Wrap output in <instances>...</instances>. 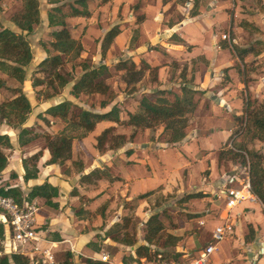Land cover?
Returning <instances> with one entry per match:
<instances>
[{"label":"rangeland","instance_id":"374dc122","mask_svg":"<svg viewBox=\"0 0 264 264\" xmlns=\"http://www.w3.org/2000/svg\"><path fill=\"white\" fill-rule=\"evenodd\" d=\"M89 1L92 2V7H95L94 17L92 16L91 20H83L82 17L67 19L70 33L74 38L80 39L83 51L77 60L68 61L61 68V72L70 73L72 79L49 100L43 98V91H51V89L45 86L34 89L31 87V80L36 65L46 56L43 45L48 46L51 40V29L40 24L34 33L27 36L33 51V59L26 68V80L21 87L32 106V111L24 126L31 128L39 136L29 144L20 146L17 142L19 128H12L0 122V134H7L19 150L17 156H13L16 148L11 146L3 149L8 164L0 173V186L6 183L18 185L20 180L10 179L9 176L12 171L18 175L21 159L37 151L43 154V151L47 150L43 135L54 136L63 129L64 123L59 118L45 114L47 107L69 100L74 104V111L87 109L105 112L116 105L120 110V122L99 121L94 130L85 137V146L78 145L77 139L72 141V145H75L72 146L74 156L71 154L70 160L65 164L69 172L64 174L72 179L70 195L73 190L79 194L78 187L74 185L77 182L83 193L79 194L77 204L73 207V210L78 211L82 218L75 216V221L72 223L64 220L69 229L71 228L66 232L68 235L66 238L70 236L72 242L76 243V249L82 253V255H73L72 264H82L86 257L101 261L100 257L104 253L108 254L110 259V262H104L105 264H122L123 256L134 254L135 247L146 244L143 240L144 223L149 216L157 212L163 221L161 241H164L167 235H176L180 237V241L174 247L152 245L151 250L158 251L160 253L158 255L164 259H173L174 251L182 253L183 256L180 259H188L195 256V252L206 245L213 229L209 231V228L219 224L225 216L224 202L218 195L223 185V176L233 169L234 171L239 169L238 164L228 159L226 153L219 161V151L226 152L229 148L228 144L232 142L234 149L243 145L248 150L264 155V141L252 138L245 124H240L234 119V115L243 114L246 102H250L252 107H257L264 102V0H199L196 9H201L204 15L197 21L188 19L189 16L192 17L193 0L187 2L173 0L166 5V8H160L165 9L163 16L158 14L159 5L156 0ZM165 2L166 0H163L162 3ZM21 6L22 0H0V25L17 31L11 22V16L19 11ZM146 8L150 14L148 24L151 29L141 34L142 22L146 20ZM40 9L41 16L44 17V10L47 8L45 9V5L42 4ZM210 9L212 13L206 15L211 11ZM130 13L133 15L130 16ZM154 15L157 18L153 19ZM183 16L184 19H181ZM124 19L127 21L124 24L128 26L125 27L126 33H123L124 35L116 41L117 35L105 54H102L101 44L105 33L112 26L117 25L115 24L117 20ZM178 20L179 22L183 20L179 29L191 35L193 40H198L200 48L211 53L212 43L219 45L217 49H214L219 56L213 57L217 61V67L211 69L209 61H206L203 56H195L198 52L194 55L195 57L189 59H185L188 56L182 55L174 58L169 54L171 52H166L167 44L176 41L171 33L174 26L169 27V24ZM197 22L202 27H198ZM235 47L252 50L240 58ZM121 60L133 61L136 69H143L142 76L137 82L126 83L125 71L117 68ZM81 61L94 67L101 63L108 66L109 75L106 82L114 98L105 107H101L100 103L106 100V96L81 94L76 98L71 95L72 84L81 74L78 66ZM146 64L149 68H146ZM196 72L201 77L197 83L193 80ZM210 74L212 78L216 77L214 81L218 85L210 81ZM37 76L42 75L37 74ZM184 83L190 88L195 87L204 91L202 90L203 93L198 95L199 103L195 112L187 114L186 136L183 142L167 143L168 136L160 125L154 128L134 129L124 123L128 119V114L138 109L141 97L147 95L154 98L159 89L179 91V87ZM223 84L229 85L228 90L216 91L215 87ZM17 86L19 84L14 79L0 72V103L11 99L14 96L11 89ZM42 116L46 117V121L42 120ZM208 121H211L210 125H207ZM241 126L240 134L230 140V129L234 132ZM103 127L113 128L108 137L124 133L126 143L117 149H108L106 144V150L103 153L99 152L95 148V138L105 129ZM204 128L208 129L209 134L201 137L203 141H200V146L207 153L214 152V157L211 159L215 163V168L212 171L206 169L202 172L197 169V166H192L194 145L185 147L187 144L184 142L185 139L193 140V134L197 129ZM132 134L133 137L130 138ZM179 146L181 149L183 146L187 153L183 157H186L187 161L190 158L186 168L179 165L183 161V157L178 155V153L182 154ZM109 150L115 154L110 158L112 159L111 168L107 171L109 176L115 177L111 181L109 176L102 179V185L97 181L81 183L76 175L81 167L79 164L83 166L81 175L95 168H106L101 157L109 158V155H104L106 152L110 153ZM97 156L100 158H96ZM82 162L85 164L83 165ZM149 162L153 167L150 168L146 164ZM154 168L156 174L152 172ZM122 178L128 179L130 186L126 188ZM112 181L116 182V188L112 189L109 186ZM194 192L203 193L204 197L181 201L182 197ZM143 193L147 195L140 197ZM79 197H81L80 200ZM35 204L38 208L36 216L38 229L43 231V237L50 239L53 232L47 233L48 224L45 223L44 218L50 216L54 218V228H57L58 223L60 220L62 222L65 216L59 207L50 208L44 205L41 199L35 201ZM243 205L251 208V213L247 212L246 208L243 209L240 228H236L233 234L227 235L225 240L218 244L215 253L211 255L210 264H264V253H259L262 243L259 239L264 240V207L258 201L245 200L234 213L241 210ZM194 214H199L200 217H192ZM126 220V228L120 231H126L129 237H134L135 246L120 244L105 237L106 231L113 224H123ZM201 220H204V224H200ZM248 223H252L254 227L260 225L261 228L259 235L255 234V237L253 235L255 239L253 241L245 238L248 233ZM5 233L7 235L6 227ZM38 243H33L26 249L30 255L29 264H49L43 262L45 247L42 242L39 243L38 249H34L33 246H37ZM67 247H70L69 243L59 245L56 250L53 248L52 264L61 262L65 258V252L69 249ZM93 247L99 248V251L95 252ZM0 249L10 254L5 236L4 240H0Z\"/></svg>","mask_w":264,"mask_h":264},{"label":"trees","instance_id":"16d2710c","mask_svg":"<svg viewBox=\"0 0 264 264\" xmlns=\"http://www.w3.org/2000/svg\"><path fill=\"white\" fill-rule=\"evenodd\" d=\"M89 0H46L49 7L46 9L47 27L51 29L48 46L44 44L43 50L46 56L36 65L34 74L31 80V87L38 88L45 86L51 91H43V98L49 100L53 98L59 91L65 87L72 79L70 73L63 74L61 68L66 62H73L80 57L83 51V45L80 39L74 38L69 30L67 19L70 17H90L91 12L88 8ZM109 0H103L107 2ZM193 11L191 16L198 14L199 0H193ZM11 22L17 28V31L12 28L0 25V72L14 79L19 86L12 88L14 96L0 103V122H4L7 126L12 128H19L17 135V142L20 146H25L35 140L39 135L34 133L31 128L25 127L32 106L22 90V85L26 80V68L30 65L33 59V51L27 39V36L34 33L36 28L42 24L40 2L38 0H22L21 9L11 16ZM171 22L169 26H173ZM118 25L112 26L104 35L101 51H105L111 46L115 37L120 33ZM174 37V35H173ZM176 41H182L175 38ZM240 58L251 51V48L239 49ZM81 74L74 81L71 87V95L78 98L81 94H100L106 96V100L101 101V107H105L113 100V95L106 79L109 75V68L107 65L101 63L98 66H91L85 61L78 64ZM146 68L149 66L146 64ZM117 68L125 71L126 83H135L142 76V68L136 69L133 61L127 62L121 60L117 64ZM226 70V69H225ZM41 74L42 76H37ZM40 92V90H39ZM157 96L150 98L143 96L139 100L138 109L128 114V119L124 122L126 125L134 129L154 128L158 125L162 126L163 132L168 136L167 143L174 144L182 141L186 136L187 128V114L194 113L199 103L198 95L203 92L188 87L185 83L179 87V91H172L166 89L157 90ZM243 114L235 115V121L240 124H245L247 132L252 138L264 141V102L257 107H252L250 102L245 103ZM74 104L69 100H64L50 105L44 111L45 114L59 118L63 123V129L54 136L45 134V148L49 152V159L46 164H57L62 167L63 173H68L69 169L65 164L71 158L72 141L82 140L88 133L94 130L96 124L101 120H108L111 122H120V110L116 105L105 112L90 111L87 109L73 110ZM42 120L46 121V117L42 116ZM112 127H106L100 134L96 136L95 148L99 152L108 149H117L126 143L124 134H117L108 137ZM242 126L236 129L230 135V140L240 134ZM133 137V134L130 138ZM11 143L7 134H0V173L7 167V156L3 152L4 148H10ZM130 152V151H128ZM226 153L228 159L235 161L238 165L245 167L249 165V177L252 193L258 198L264 207V155L257 151L248 150L245 146L240 145L238 149L228 148L225 151H219V161ZM42 155L41 151L32 153L31 155L21 159V167L23 170L22 179L27 182L35 179L38 176L39 168L38 161ZM79 164V163H75ZM79 169L82 165L79 164ZM106 168H95L87 174L81 175L79 181L81 183H95L97 180L106 178L109 173ZM10 179L17 178V174L12 171ZM109 179H112L109 176ZM0 194L9 196L14 201L22 205L24 203H31L36 199H41L44 205L57 209L58 202L55 199L59 196V188L44 181L41 184H35L29 187L28 191L24 193L19 186L10 185L8 183L0 186ZM71 195L79 196L77 191H71ZM147 193H143L140 197H144ZM204 197L203 193L194 192L181 198V201L189 200L191 198ZM81 197H79L80 200ZM78 218L81 215L78 211H74ZM192 217H200L199 214H194ZM127 220L123 224H113L105 234V237L112 241L124 244L127 246H135L136 240L134 237H129L126 231L120 229L126 228ZM119 228V229H115ZM163 221L160 214L157 212L148 217L144 223L143 240L145 245H138L135 247V252L132 255L123 256L122 264H141L144 261L152 262L160 254L158 251H152V245L176 246L180 241V237L176 235H167L162 240ZM256 231L251 223L248 224V233L245 238L248 241L255 240ZM5 225L0 221V240H4ZM52 240H61L57 233H53ZM91 244V243H90ZM95 252L99 248L93 247ZM162 253V252H161ZM182 253L173 252V259L179 260ZM164 259V258H163ZM73 254L70 251L65 252V258L60 264H72ZM0 264H29V257L18 253L5 254L0 257ZM82 264H105L104 262L84 258Z\"/></svg>","mask_w":264,"mask_h":264},{"label":"crops","instance_id":"0c3cea01","mask_svg":"<svg viewBox=\"0 0 264 264\" xmlns=\"http://www.w3.org/2000/svg\"><path fill=\"white\" fill-rule=\"evenodd\" d=\"M39 2H40V6L42 5V4H44L45 5V9L46 8H48L49 7V5L46 3V0H38ZM113 2H115V0H112ZM123 0H121V2H122ZM157 2H158V4L157 5H159V9H158V14L159 15H162L163 16V14H164V10L165 9H160V8H166V5L167 4H169V3H171L173 0H166V2L165 3H162L163 2V0H156ZM186 2L187 1H189V0H185ZM101 6V5H100ZM99 6V7H100ZM99 7H98V9H99ZM88 8H89V10H90V12H91V15H90V18H82L83 20H91L92 18V16L94 17V13H93V11H94V8L95 7H92V2L91 1H88ZM100 10V9H99ZM198 10V14H196L195 16H192V17H188V19L189 20H194V21H197L201 16H203L204 15V13L202 12V10L201 9H197ZM211 11L209 12V13H205L206 15H208V14H211L212 13V9H210ZM98 11V10H97ZM97 11H95V12H97ZM145 11H143V14H145L144 13ZM131 15H133L132 13H130V16ZM145 17H146V20H144L143 22H142V24L143 25H141V27H142V30H141V34H143L144 32H145V30H147V29H151V27H150V24H148V22H149V18H150V14L148 13V11H147V8H146V15H145ZM41 18H42V25H44V26H46L47 27V22H46V10H44V17H42L41 16ZM76 18V17H75ZM155 18H157L155 15H154V17H153V19H155ZM163 18V17H162ZM181 19H184V16L181 18ZM180 20H178V21H175V23H174V27L173 26H171V27H173L172 29H171V33L174 35V37L176 38H179V39H181L182 41H173V42H170V43H168L167 45H168V50H166V52H171V53H169V54H171L174 58H179V56H188V58L187 57H185V59H189V58H193V57H195V56H199V55H201V56H203V58L206 60V61H209V65H210V68L211 69H214V67H217V61H215L214 60V56L216 55V57L217 56H219V55H217V53H215L216 51L214 50L215 48L217 49V47H219V45H217L215 42H213L212 43V46H213V49L211 50V53H210V51H207V50H204L202 47L200 48L199 46H198V40H193L192 38V36L190 35L189 36V34H187L186 32H183V31H181L182 29H179L180 28V25H181V22L183 21H181V22H179ZM127 21H125V19L124 20H117L116 21V23L115 24H120V26H119V28H120V33L118 34V36L116 37V41L119 39V38H121V36H123L125 33H126V28L125 27H128V26H126L124 23H126ZM179 22V24H177L176 25V23H178ZM130 24V23H129ZM197 25H198V27H202L201 25H199V22H197ZM170 27V26H169ZM124 33V34H123ZM173 51H175V53L173 52ZM178 52H180V53H178ZM196 52H198V54H196ZM218 53H219V51H218ZM196 54V55H195ZM195 55V56H194ZM211 75V74H210ZM201 77L199 76V74H198V72H196V75H194V81L197 83L198 81H199V79H200ZM216 79V77L215 76H213V78H212V75H211V79H210V81L211 82H214L213 84L214 85H218L217 83H215V80ZM209 81V82H210ZM202 82V81H201ZM229 83V82H228ZM207 84H209V83H207ZM206 86H208V85H206ZM229 85L228 84H223V85H219V86H216L215 88H216V91H218V92H222V91H224V90H228V87ZM218 87V88H217ZM194 89H197V90H199V91H201V92H203L204 90L203 89H199V88H195L194 87ZM203 90V91H202ZM225 100V99H224ZM235 116V115H234ZM212 121H213V119H212ZM211 122V121H210ZM210 122L208 121V123H207V125H210ZM233 123V122H232ZM103 128H106V127H103ZM230 133H232L231 132V129H230ZM100 134V133H99ZM122 134H124V133H122ZM209 134V131H208V129H206V128H204V129H197V131L193 134V140H190V141H187V139H185V144H187L185 147H189V146H192V145H194V148H193V150H194V152H193V167H195V166H197V169L199 170V171H204V170H210V171H212L214 168H215V163H213V161H212V159L211 158H213L214 157V152H210V153H207L206 152V150L205 149H201L202 148V146H200V141L203 139V138H201L202 136H205V135H208ZM98 135V134H97ZM96 135V136H97ZM231 135V134H230ZM84 139H85V137L82 139V140H76L78 143V145L80 144L81 146H85V143H84ZM16 140V139H15ZM74 141V140H73ZM197 141V142H196ZM203 141V140H202ZM181 142H183V141H181ZM10 143H11V146L12 147H14V151H13V156H17V154H18V151L19 150H17L18 149V146H16L12 141H10ZM182 144V143H181ZM229 145V144H228ZM73 147L75 146L74 144L72 145ZM180 147V152H181V150H182V154L181 153H178V155L179 156H181V157H183V155L186 153V151H185V149L183 148V146H182V149H181V146H179ZM205 151L204 153H201L200 151ZM108 151V150H107ZM110 151V153L109 152H106V154H104L105 156H108L109 155V158H107V157H104V159H103V157H101V160H103V164L105 165V166H107V168H111V166H110V164H111V160H110V158H111V156H113L115 153H112V150H109ZM109 153V154H108ZM92 154V153H91ZM187 154V153H186ZM97 155H99L98 153H97ZM72 156H74V151L72 150ZM49 152H48V150H44L43 151V154H42V157L40 158V160L38 161V168H39V173H38V176H37V178H35V179H31V180H29V181H27V182H24L23 181V179H22V175H23V170H22V167H21V164H20V171H18V175H17V178L20 180V181H18V185H14V186H19L20 188H21V190L24 192V193H26L27 191H28V189H29V187L30 186H32V185H35V184H41V183H43L44 181H47V182H49L50 184H52V185H54V186H57L58 188H59V192H60V194H59V196H58V198H56L55 199V201H57L58 202V207H59V210L60 211H62L61 213L65 216L64 218L65 219H63L62 220V222H61V220H60V223H58V227L57 228H54V225L55 224H53V222H54V218H52L51 216L50 217H46V218H44V221H45V223L46 224H48L47 225V233H49V232H53V233H57L58 234V236L60 237V239L61 240H59V241H55V240H52V237L50 238V239H46L45 237H44V239H41V240H39L40 242H42V245H44V247H45V249H50L51 250V252L53 253V248H55L54 250H56V248H58L59 247V245H62V244H64V243H69V245H70V247H67V251H70V252H72V254L73 255H78V254H80V255H82V253L80 252V251H78V249H76V243L75 242H72V240H71V237L69 236V238H66L68 235H67V231L68 230H70L69 229V226H67V223H65V221L66 222H69V223H72V222H74L75 220V214H74V210H73V207L74 206H76V204H77V201H78V196H74V195H70V185L72 184V179H71V177L70 176H68V175H66V174H64V173H62V167H60L59 165H57V164H46V162H47V160L49 159ZM207 157H210V158H207ZM96 158H100V156H97ZM107 158V159H106ZM207 158V159H206ZM190 160V158L188 159V161ZM188 161H187V159H186V157H183V161H182V163L181 164H179L182 168L184 167V168H186V167H188ZM82 164L84 165L85 163H83L82 162ZM148 166H150V168L151 167H153V165H151V163L149 162V163H146ZM102 168H104V167H102ZM82 170H83V166H82V168L81 169H78L77 170V174L76 173H73L74 175L76 174V175H78V178L77 179H79L80 177H79V175H81L82 173ZM155 168H154V170L152 171L153 173L155 172ZM92 171V170H91ZM111 171V170H110ZM232 171V170H231ZM230 171V172H231ZM90 172V171H89ZM88 172V173H89ZM230 172H228V173H230ZM152 173V174H153ZM85 174V173H84ZM83 174V175H84ZM155 174H156V172H155ZM210 174H212V172H210ZM112 178H114L115 176H111ZM75 178V177H74ZM102 179H104V178H102ZM102 179H99V180H97V182L98 183H100L101 184V182H102ZM223 179L225 180V176H223ZM112 179H110L109 181H111ZM121 180V179H120ZM122 180L124 181V186H126V188L128 187V186H130V182H129V180L128 179H125V178H122ZM224 180H223V182H224ZM74 182V181H73ZM78 183V182H77ZM74 184L75 186H77L78 187V192H79V194H83L82 192H81V187H80V185H78V184ZM86 183V182H85ZM114 184V185H113ZM13 185V184H12ZM102 185V184H101ZM115 185H116V182H114V181H112L111 182V184L109 185L110 187H112V189L113 188H116L115 187ZM80 187V188H79ZM99 192H101V191H99ZM78 194V195H79ZM37 200L38 199H36V200H34V202L36 201L37 202ZM40 200V199H39ZM212 201V203H214L213 202V200H211ZM252 202H255V201H252ZM259 202V201H258ZM243 203V202H242ZM241 203V204H242ZM260 203V205L262 206V204H261V202H259ZM240 204V205H241ZM239 207V206H238ZM237 207V208H238ZM236 208V209H237ZM247 209V212H249V213H251V208H249V207H247V205L245 206V205H243L242 206V209L240 210H237V212H239L240 213V219H239V223H238V225L239 226H237V228H240V226H241V217H242V215H243V209ZM208 211H210V209H208ZM205 212H207V211H205ZM247 216H249V215H247ZM204 217L206 218V215H204ZM205 218H203V219H205ZM65 220V221H64ZM201 221H204V220H201ZM80 222V221H79ZM249 224V223H248ZM252 224V223H251ZM254 227V226H253ZM213 227H210L209 228V231L212 229ZM255 228V231H256V236L257 235H259V232L261 231V228H260V225L259 226H255L254 227ZM260 228V229H259ZM53 233H52V235H53ZM50 234V233H49ZM41 235L42 236H44V234H43V231H41ZM81 235V234H80ZM259 237V236H258ZM260 241H262V242H264V240H261V238L259 239ZM39 241H37V243L39 242ZM39 242V243H40ZM64 242V243H63ZM38 243V248L40 247V244ZM66 248V247H65ZM44 250V249H43ZM56 252V251H55ZM54 254V253H53ZM86 258H92L93 259V257H86ZM261 261V260H260ZM52 264V263H51ZM56 264H60V262H57Z\"/></svg>","mask_w":264,"mask_h":264},{"label":"built area","instance_id":"2783aa9c","mask_svg":"<svg viewBox=\"0 0 264 264\" xmlns=\"http://www.w3.org/2000/svg\"><path fill=\"white\" fill-rule=\"evenodd\" d=\"M224 36L223 38H225ZM229 147L233 148L232 142L229 143ZM238 166V170L234 171L233 169L231 171L233 173L230 172L225 175V181L218 194L224 202L225 216L219 224L213 227L210 240L206 245L197 250L195 256L188 259H163L161 255H157L158 257L154 261L141 264H210L211 255L215 253L218 244L225 240L227 235L233 234L238 226L240 213L237 211L234 213L235 209L245 200L259 201L251 191L249 165L246 164L245 167ZM37 214L38 208L34 201L19 205L12 197L0 194V221L7 228L5 237L10 254L18 253L29 257L30 255L26 251L27 247L44 239L41 230L38 229ZM200 224H204V221H200ZM33 247L38 249L36 245ZM259 253H264V242L260 244ZM5 254L7 252L4 253L0 249V257ZM43 258H45L43 262L51 264L54 261V254L50 249H44ZM100 259L103 262H110L109 255L105 253L102 254Z\"/></svg>","mask_w":264,"mask_h":264}]
</instances>
